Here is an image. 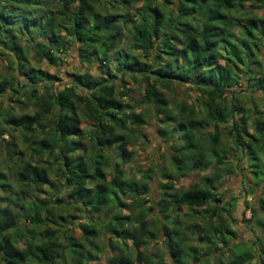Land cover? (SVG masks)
I'll list each match as a JSON object with an SVG mask.
<instances>
[{
    "label": "trees",
    "instance_id": "obj_1",
    "mask_svg": "<svg viewBox=\"0 0 264 264\" xmlns=\"http://www.w3.org/2000/svg\"><path fill=\"white\" fill-rule=\"evenodd\" d=\"M71 51L80 64L96 61L106 70L98 77L71 71L58 85L55 73L38 66ZM0 57L12 73L0 74V135L7 136L0 154V264H91L98 254L104 264H146L144 249L155 239L168 262L162 253L151 264H203L209 250L219 251L217 244H231L229 259L217 264H250V258L264 264V246L247 251L245 242H232L238 237L230 228L235 198L225 200L218 190L220 178L234 176L246 156L255 205L243 200L242 213L249 211L245 222L260 227L255 236L264 241L258 219L264 212L263 113L244 104L264 102V0H0ZM126 76L139 79L138 105L122 101L129 96ZM21 84L27 92L14 114L4 100ZM181 87L190 89L193 97L183 94L191 102L178 99ZM140 104L169 142L165 155L174 173L206 174L184 189L174 186L165 166L126 177L129 147L146 116L135 111ZM183 207L201 219L190 226L203 244L200 252L184 253L174 239L181 237L169 209L180 217ZM199 225L206 231H196Z\"/></svg>",
    "mask_w": 264,
    "mask_h": 264
},
{
    "label": "rangeland",
    "instance_id": "obj_2",
    "mask_svg": "<svg viewBox=\"0 0 264 264\" xmlns=\"http://www.w3.org/2000/svg\"><path fill=\"white\" fill-rule=\"evenodd\" d=\"M18 43L20 46H22L23 49L29 48L30 46V43L26 41L25 38H20L18 40ZM122 46L124 47L127 46V39L123 41ZM38 66L41 70L49 74L55 73L57 77L60 79L57 82L58 85L68 81V78H69L68 73H70L71 71H76L77 73H84V74L87 73L91 77H98L100 74L99 72L100 69H102L103 71L106 70V68L104 69L101 68L96 61H92L89 65L80 64L74 55V51H71L66 56L62 55L59 61H55L53 63H47L46 60H43L38 64ZM6 67L7 65L5 64V61L3 60L2 57H0V74L9 78L10 75H12V73L9 69H6ZM20 83H22V80L20 81ZM123 86L129 90L127 93L129 96L124 97L122 101L125 103H128L131 106L136 105V104L138 105V100H139V95H140L139 88H141L139 79L136 81H133L130 77L126 76L124 78ZM238 87H240V89H244L243 85H239ZM187 91L190 93L191 97H193L192 96L193 94H191V91L188 87L187 88L181 87V88H178V90H176L178 99L179 100L185 99L187 102H191V100L186 98L184 95L186 94ZM26 92H27V89L23 86V84H21V86L16 89L15 93L10 94L11 100L5 99L4 104L7 105V107L12 108L13 109L12 112L16 114V110H15L16 106L18 102L24 101V98H25L24 94ZM37 92L38 94H40L41 89L38 88ZM164 94L165 96H167V98L172 97V93H169L167 91H164ZM254 96H260V95L255 93ZM244 104L247 106L257 105L259 108L260 114L263 113L261 114L262 118L261 117L260 118L264 120V102H260L258 100H251V101L249 100L248 103L244 102ZM146 108L147 106L145 104H140L139 106L135 107V111L138 113H144L146 115V112H144ZM29 109L32 110L30 107ZM152 118L153 117L152 116L149 117V115H146L144 117V120L139 130L140 135H137L134 137V142L132 143V146L129 147V149L132 151L133 154H132L131 162L124 164L123 166L125 171L128 172L126 177L138 179L142 171H144L148 167H155L157 168L156 171L160 173L159 169L165 166L167 170L170 171L171 175L175 176L174 186L176 188L180 187L184 189L190 182H192L195 179V177H198V176L200 177V175L206 174L208 170L201 172V174H199V172H197L194 169H189V170L185 169L186 172L187 171H191V172L189 173L187 172L183 176H177L174 173L172 167L169 166V164L166 161L167 159L165 155V148L169 146V142L166 141V138H163L157 133L156 123L154 122V119ZM83 124L84 122H82V125ZM6 139H7L6 135H2V136L0 135V154L1 155L4 153V148H5L4 141H6ZM223 139H224V134L221 136V140ZM248 170H249V165L247 163L246 156L241 157L240 162H238V166H237V163L235 164V167H234L235 175L230 177L229 179H225L224 176H222L220 178V181H224V182H222L223 184L218 189L220 193H223L224 191L226 192L225 197H224L225 200H230L229 199L230 197L235 198V201L233 202L234 206L232 208V217L235 223L231 225L230 228L236 233L238 237L237 239L232 238V242L234 243L238 241L245 242L244 244L246 245L244 246V248L247 251L249 250V248H251L252 244H254L255 246H264V241H261L259 237L255 236V235L261 236V233H260L261 228L258 226L256 227L257 229L253 226L252 228H250L251 225L253 224V221L251 222V225L245 222V220L249 217V211L244 210V212L242 213L243 200L251 201L255 205V199L253 198V196L251 197L250 195L251 189L248 186L249 184H252L251 174L248 173ZM241 172L244 177L242 182L240 179ZM149 187H150V194L155 200V194H156L155 182H153L152 184L149 183ZM260 192H261L260 188H257L253 192V194L255 195V197H258ZM124 200L126 203L129 201L127 198ZM156 211L157 209L153 210L154 213H156ZM199 211L201 212L202 210L200 209ZM179 213H182L183 216L177 217V213L174 212L172 208L169 209V213H168V215L170 214V217H172L171 221L173 220V222H170V225L177 227L176 231L179 234V237H181L180 240L179 238L177 239V237H175L174 239L183 246L184 253L189 252V250L192 247H198L199 248L198 250L200 252L203 244L195 240L193 232H190V226L192 223L201 225L200 217L197 215H194V217L192 218L188 217L186 215L187 211L185 207H183L181 212ZM99 219L100 217H97V218L93 217V220L95 222H97V220ZM150 219H152V221H155L156 217L155 219H153V214H152L150 215ZM258 219L264 222V212L258 215ZM80 220L82 221V219ZM71 223L72 224L70 225V227L76 224V220H72ZM213 223H215L216 225L217 221H213ZM200 225H199V228L196 229V231H199V232L206 231V228L204 230L203 227H201ZM155 226L157 227V224ZM211 233H212V230L208 229L207 236L209 234H210L209 237L211 235L213 236V234ZM217 233L218 234L216 233L215 234L221 235V233L219 232ZM73 235L75 237L79 235V232L76 228L73 229ZM101 240H102V237H100L98 241L100 242ZM161 244L162 243L160 242V239H155L148 243V245L144 249V255L147 257L146 264L153 263L155 258L160 256L162 253L164 255L166 262H168V257H165L166 255L164 253V249L162 248ZM230 245H228L225 249L222 247L221 244H217V246L219 247V251L209 250V255L206 257L205 261H202L204 262L203 264H217L219 258L223 261H226L227 259H229L230 253L228 250H229ZM131 251H132V246H129L127 252L131 253ZM109 255H110V252L107 251L106 256H109ZM256 258L257 260L259 258L263 259L262 256L260 257L258 256V254L256 255ZM248 261H249L248 263L250 264L255 263L254 258H250L248 259ZM65 264H72V263H70L69 261ZM91 264H104L103 255L98 254L97 260L92 261Z\"/></svg>",
    "mask_w": 264,
    "mask_h": 264
}]
</instances>
